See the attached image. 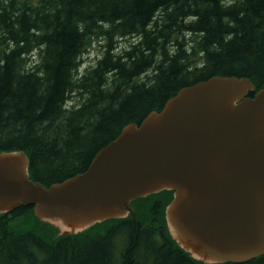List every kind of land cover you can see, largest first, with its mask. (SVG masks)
<instances>
[{
  "label": "trees",
  "instance_id": "obj_1",
  "mask_svg": "<svg viewBox=\"0 0 264 264\" xmlns=\"http://www.w3.org/2000/svg\"><path fill=\"white\" fill-rule=\"evenodd\" d=\"M94 40L101 53L79 72ZM214 74L249 76L252 96L263 86L264 0H0V150L24 149L30 177L60 181L127 122ZM172 191L134 198L135 215L74 234H58L33 204L2 211L0 264H264V254L191 256L165 220ZM28 211L45 231L10 226Z\"/></svg>",
  "mask_w": 264,
  "mask_h": 264
},
{
  "label": "water",
  "instance_id": "obj_2",
  "mask_svg": "<svg viewBox=\"0 0 264 264\" xmlns=\"http://www.w3.org/2000/svg\"><path fill=\"white\" fill-rule=\"evenodd\" d=\"M214 74L184 85L160 110L127 122L83 171L45 185L23 149L0 150V213L33 204L58 234L135 215L131 200L172 189L171 236L203 262L264 254V84Z\"/></svg>",
  "mask_w": 264,
  "mask_h": 264
},
{
  "label": "rangeland",
  "instance_id": "obj_3",
  "mask_svg": "<svg viewBox=\"0 0 264 264\" xmlns=\"http://www.w3.org/2000/svg\"><path fill=\"white\" fill-rule=\"evenodd\" d=\"M100 42L101 40H94L92 42V44L89 46V50L85 53L82 54V61L78 67V71L82 72L86 67H88L90 65V63L94 62L96 57L99 56V54L101 53V47L100 46ZM125 40L122 41V45L124 44ZM35 50L34 52L31 53V57L35 56ZM72 101H74V99H72ZM41 220V219H40ZM10 226H12L13 228L19 229V230H27V229H33V230H37V232H43L47 229L46 226H43L41 224V222H37L36 218L34 217V215H32L31 211L26 212V214L18 216L16 218H14L13 220H11L9 222ZM60 232V229H59ZM58 232V233H59ZM50 234L53 233H47V235L49 236ZM54 236V234H53ZM49 238V237H48Z\"/></svg>",
  "mask_w": 264,
  "mask_h": 264
}]
</instances>
